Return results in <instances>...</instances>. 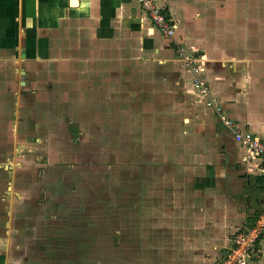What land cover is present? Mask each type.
Here are the masks:
<instances>
[{
  "label": "crops",
  "instance_id": "crops-1",
  "mask_svg": "<svg viewBox=\"0 0 264 264\" xmlns=\"http://www.w3.org/2000/svg\"><path fill=\"white\" fill-rule=\"evenodd\" d=\"M159 1L176 24L174 46L164 43L165 35L133 0H0V157L12 141L17 144L22 125L33 133L37 120H41L44 128L53 130L57 124L58 130L63 120L61 128L65 130L67 117L59 98L65 88L73 87V100L81 97L78 89L85 83L89 95H97L98 84L93 83L97 78L89 75L96 71L102 72L104 89L114 88V80L129 75L131 67L124 63L130 60L134 42L137 44V38H141L144 48L142 58H137L138 69L145 65L148 53L156 58L150 59L157 68L154 71L162 73L168 67L178 80L171 94L176 105H186L176 120L185 129L181 133L188 141L178 146L183 162L176 171L178 176L172 179L176 191L170 198L169 213H159L167 235L150 240L147 246L162 249L153 257L163 264H217L229 247L230 234L242 229L245 221H255L264 209V176L258 158L246 156L244 147L219 118L220 111L239 127H248L264 137V48L249 47L246 53L232 47L225 49L220 42L223 30L227 32L223 26L225 16L218 20L220 28L211 32L210 19H200L196 26L192 23L193 15L201 8L200 0L195 4L193 0ZM201 23L202 29L198 26ZM250 26L249 32L256 33V27ZM213 32L218 34L214 36ZM83 39L89 41L86 50L98 61L89 64L91 70L59 59L63 54L60 41L76 47ZM177 42L184 50H177ZM185 51L193 56L181 57ZM191 59L197 60L199 70H193L196 64ZM71 71L72 80L67 76ZM41 72L48 73L44 76ZM50 72L57 74L52 76ZM25 73L28 76H22ZM195 73L207 79L215 105H205L201 95V105L194 104ZM52 77L57 78L58 92L50 85ZM20 85L23 87L18 91ZM34 87L41 88V92ZM10 169L9 178L16 181ZM255 247L258 264H264V229Z\"/></svg>",
  "mask_w": 264,
  "mask_h": 264
},
{
  "label": "rangeland",
  "instance_id": "rangeland-1",
  "mask_svg": "<svg viewBox=\"0 0 264 264\" xmlns=\"http://www.w3.org/2000/svg\"><path fill=\"white\" fill-rule=\"evenodd\" d=\"M155 1L174 22L161 1ZM200 2L199 11L190 15L192 23L196 26L210 19L211 32L220 28L218 20L225 16L223 26L227 32L219 34L225 49L264 48V0ZM250 25L256 27V33L249 32ZM198 26L203 28L202 23ZM173 36L165 35L164 43L174 46ZM86 42L89 44L83 39L77 41L76 47H70L68 41H60L63 54L59 59L80 63L82 69L98 63L86 50ZM142 42L141 38H137V44L134 42L130 60L124 63L131 71L127 77L119 74L114 88L104 89L102 72L96 71L89 75L97 78L93 82L98 84L97 95H89L86 83L78 89L80 98L73 100V87H66L64 95L59 92L67 117L65 130L61 128L63 120L58 130L57 124L51 130L37 120L33 133L23 125L18 129L17 144L23 146L12 141L4 150L0 157V264L161 263L153 255L157 257L162 249L147 244L167 235L159 213H169L170 198L176 191L172 179L178 176L176 171L183 162L178 146L188 142L181 133L185 129L176 119L186 105L175 104L171 91L178 80L168 67L162 73L154 71L157 68L150 61L154 55L150 57L147 53L145 65L138 69ZM50 43L56 46L55 41ZM177 43V50H184ZM191 60L199 70L197 60ZM183 61L180 62L185 64ZM41 73L45 76L48 72ZM73 73H68V79H73ZM25 75L28 73L22 76ZM51 79L54 81L51 87L60 91L56 87L57 78ZM17 87L20 91L23 86ZM192 87L194 104L201 105L200 95ZM33 90L38 93L41 88ZM9 169L16 181L9 178ZM253 222V219L245 221L241 227ZM234 233L230 234L231 240ZM166 250L169 254L170 249Z\"/></svg>",
  "mask_w": 264,
  "mask_h": 264
},
{
  "label": "built area",
  "instance_id": "built-area-1",
  "mask_svg": "<svg viewBox=\"0 0 264 264\" xmlns=\"http://www.w3.org/2000/svg\"><path fill=\"white\" fill-rule=\"evenodd\" d=\"M151 23L166 36H173L175 23L171 21L164 8L155 0H136ZM196 70V67H192ZM193 86L203 97L206 105H215V97L211 94L207 79L193 75ZM221 123L231 131L235 141L239 142L246 151L248 158L255 157L259 161L260 173L264 176V137L255 134L248 127H239L235 120L225 113L219 112ZM264 200V190H263ZM264 229V209L251 224L235 231L231 243L218 264H258V250L255 243Z\"/></svg>",
  "mask_w": 264,
  "mask_h": 264
},
{
  "label": "bare ground",
  "instance_id": "bare-ground-1",
  "mask_svg": "<svg viewBox=\"0 0 264 264\" xmlns=\"http://www.w3.org/2000/svg\"><path fill=\"white\" fill-rule=\"evenodd\" d=\"M193 55H192V53L191 52H189V51H185L182 55H181V57H192Z\"/></svg>",
  "mask_w": 264,
  "mask_h": 264
}]
</instances>
